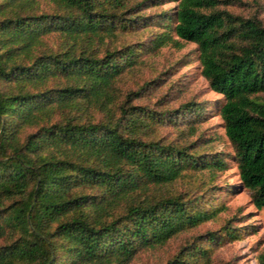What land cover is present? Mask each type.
<instances>
[{
    "label": "trees",
    "instance_id": "1",
    "mask_svg": "<svg viewBox=\"0 0 264 264\" xmlns=\"http://www.w3.org/2000/svg\"><path fill=\"white\" fill-rule=\"evenodd\" d=\"M39 1L0 0V237L15 235L0 245V264L121 262L210 217L198 197L146 194L151 184L171 183L193 165L226 166L217 155L200 158L187 146L144 139L148 118L163 120L155 110L124 103L116 117L82 120L74 112L51 122L57 107L106 93L117 75L138 62L141 46L107 47L99 55L90 42L140 23L143 15L129 10L128 0H52L57 12L36 13ZM241 4L178 0L175 31L198 44L202 73L223 94L220 113L240 177L261 208L264 22L256 12L229 8ZM54 31L66 48L37 53L43 35ZM182 107L202 108L195 102ZM4 199L11 201L5 205ZM192 247L166 264H199L188 256L205 255L207 248Z\"/></svg>",
    "mask_w": 264,
    "mask_h": 264
},
{
    "label": "rangeland",
    "instance_id": "2",
    "mask_svg": "<svg viewBox=\"0 0 264 264\" xmlns=\"http://www.w3.org/2000/svg\"><path fill=\"white\" fill-rule=\"evenodd\" d=\"M244 2L229 8L246 15L256 12L264 22V0ZM177 4L178 0H128L127 8L143 15L139 17L140 23L118 27L113 33L104 32L92 45L90 42V46L99 55H103L107 47L141 46L138 62L117 75L106 93L83 97L73 106L57 107L52 112L51 122L74 112L82 120L116 117L121 114L119 105L124 103L155 110L163 120L148 118L150 127L142 134L144 139H160L165 143L187 146L201 154L200 158L212 159L217 155L225 160L226 166L193 165L184 169L183 174L171 183L151 184L146 194L184 193L185 199L198 197V207L211 215L162 244L140 247L130 259L121 262L107 258L87 262L79 259L73 264H166L178 254L193 250L192 246L197 244L206 247L207 253L200 256L189 254L188 257L197 259L199 264H261L264 207L254 203L252 190L240 177L235 148L226 134L225 121L220 113L224 97L211 88L202 73L198 44L181 38L175 31ZM58 10L52 0H40L34 8L36 13ZM64 44V37L54 31L43 35L35 51H58L66 48ZM259 97L264 99V92ZM187 102H195L202 108L199 112L184 111L182 106ZM178 108L181 110L171 112ZM44 118H48L47 114ZM37 126H26L23 135ZM68 152L73 151L70 149ZM10 201L4 199L3 203L7 205ZM4 209L0 202V213ZM14 236L13 233L1 236L0 245L9 243Z\"/></svg>",
    "mask_w": 264,
    "mask_h": 264
}]
</instances>
